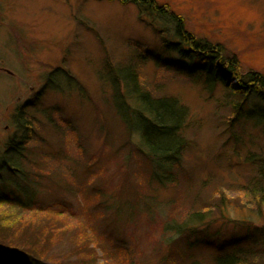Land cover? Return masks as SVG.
Segmentation results:
<instances>
[{
	"label": "rangeland",
	"instance_id": "rangeland-1",
	"mask_svg": "<svg viewBox=\"0 0 264 264\" xmlns=\"http://www.w3.org/2000/svg\"><path fill=\"white\" fill-rule=\"evenodd\" d=\"M157 1L179 15L194 37L221 44L242 70L264 75V0ZM170 57L173 63L177 59ZM166 58L131 4L0 0V155L15 133L14 110L42 90L54 69H66L81 87L68 86L60 76L61 92L46 89L41 95L44 108L60 113L55 125L42 120L44 141L30 151L47 183L35 195L38 201L86 212L93 228L131 254L132 264H212L204 242L219 245L264 228V203L245 189L253 170L245 158L255 157L262 140L255 141L253 132L245 136L253 138L252 146L224 143L222 131L231 115L223 108L225 90L214 86L207 92L203 79L162 68ZM104 64L133 66L154 96L177 99L188 108L195 124L185 133L189 145L173 184L153 182L150 161L134 150L139 137L130 136L115 115L111 88L102 81ZM254 107L264 109V104L252 99L249 110ZM195 213L204 217L188 224L193 233L173 238L164 231ZM66 220L53 218V224H62L64 234L79 231L85 246L94 245L90 231ZM53 241L55 254L74 260L66 240ZM103 256L98 252V264L108 262Z\"/></svg>",
	"mask_w": 264,
	"mask_h": 264
},
{
	"label": "trees",
	"instance_id": "trees-1",
	"mask_svg": "<svg viewBox=\"0 0 264 264\" xmlns=\"http://www.w3.org/2000/svg\"><path fill=\"white\" fill-rule=\"evenodd\" d=\"M108 1L136 7L139 21L153 30L160 41V50L167 55L166 61L160 64L162 68L203 79L207 92H211L214 86L225 90L227 96L223 98V108L231 115L222 131L224 143L234 147L252 146L253 138L246 140L245 136L249 138L253 132L258 135L255 141L262 140L255 157L248 154L245 158L253 168L252 178L245 189L263 204L264 109L254 107L250 111L249 102L254 99L264 104V75L250 69L242 70L237 57L227 55L221 44L198 39L187 32L184 21L167 4H160L157 0ZM170 56L177 57L174 63ZM154 57L157 59L156 55ZM160 59L159 56L156 62L159 63ZM104 66L106 75L102 81L111 88L115 115L130 136L138 135L140 144L133 145V148L150 161L152 181L161 186L173 184L189 145L185 133L195 124L188 108L177 99L154 96L141 85L133 66ZM60 76L68 86L81 87L66 69H54L53 74L45 79L42 90L17 107L11 116L15 133L0 155V264H98V252L107 257V263L132 264L131 254L118 242L94 229L86 212L79 215L52 201H38L35 196L39 195L41 188L47 189V183L45 174L35 167L30 151L34 144L40 145L44 141L39 131V127L44 126L42 120L55 125L54 116L60 113L59 108H53V111L44 108L41 95L46 89L61 92L57 79ZM97 194L100 193L96 192L94 196ZM203 217L202 214H192L186 222L167 224L164 231L173 238L193 233L188 224L200 222ZM53 218L66 224V219L74 220L84 233L86 230L91 232L94 245L85 246L79 231L64 234L60 231L64 226L53 224ZM55 237L58 241L62 237L59 242L66 240L65 247L74 249V260L70 261V257L62 253L55 254ZM191 245L185 241L189 250ZM204 246L212 252V264H255L256 259H264V228L256 229L253 234L247 233L242 239L233 238L219 245L204 242ZM161 262L166 263L167 259Z\"/></svg>",
	"mask_w": 264,
	"mask_h": 264
}]
</instances>
